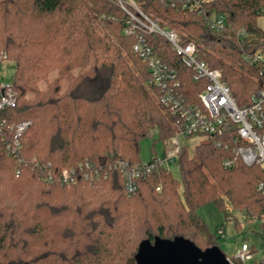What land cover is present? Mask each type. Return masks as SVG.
Masks as SVG:
<instances>
[{"label": "trees", "instance_id": "16d2710c", "mask_svg": "<svg viewBox=\"0 0 264 264\" xmlns=\"http://www.w3.org/2000/svg\"><path fill=\"white\" fill-rule=\"evenodd\" d=\"M135 1L182 41H193L239 104L248 90L264 87V65L251 60L264 55V0H210L204 13ZM212 13L225 15L222 29L206 25ZM124 26L110 0H0V62L14 63L16 97L13 107L0 109V264H136L140 242L156 237H182L202 250L220 236V227L211 231L197 213L207 202L224 217L238 211L245 221L258 220L264 236V168L238 160L223 166L235 145L227 137L218 143L207 135L191 152L182 147L177 175L154 168L125 194L119 162L139 163L140 140L164 141L175 126ZM147 40L196 100L205 81L193 79L164 38ZM22 121L27 126L11 152ZM85 161L100 169L96 182L79 174L59 182L62 168ZM228 258L264 264V254L249 263Z\"/></svg>", "mask_w": 264, "mask_h": 264}, {"label": "built area", "instance_id": "2783aa9c", "mask_svg": "<svg viewBox=\"0 0 264 264\" xmlns=\"http://www.w3.org/2000/svg\"><path fill=\"white\" fill-rule=\"evenodd\" d=\"M125 15L124 33L134 38L132 51L147 66L148 83L159 92L158 103L167 109L173 117L175 132L163 142L164 156L153 157L149 163L119 162L125 194L133 195L137 190V181L145 177L157 167L170 169L176 164V158L182 146L178 142L179 135L206 134L223 143L226 137L234 142L233 158L223 160L228 167L238 160L245 165L258 164L264 168V87L247 94V101L239 104L231 87L222 80L219 69L210 68L198 58L193 41H182L179 33L162 25L157 18L145 12L135 0H110ZM165 5L179 6L189 10L201 9L204 13L205 3L210 0H161ZM200 11V10H199ZM205 23L210 28L220 30L225 25L224 14H206ZM148 34H157L164 38L172 53L192 73L193 79L204 80L203 88L198 92L196 100H189L178 77L177 70L171 67L162 57L156 54L154 46L147 40ZM251 60L261 61L264 55L255 53ZM16 103L15 92L10 83L0 82V109L13 107ZM27 126V122H19L13 134L11 152L19 147L18 137ZM227 141V140H226ZM79 174L90 183L96 182L101 175L100 169L87 161L78 167H64L58 173L61 184L75 181ZM105 176V175H104ZM48 179L52 175L48 174ZM262 183L259 184V188ZM157 190L160 186H157ZM222 230L219 229L218 233ZM240 261H254L253 251L247 243H242L235 255Z\"/></svg>", "mask_w": 264, "mask_h": 264}, {"label": "rangeland", "instance_id": "374dc122", "mask_svg": "<svg viewBox=\"0 0 264 264\" xmlns=\"http://www.w3.org/2000/svg\"><path fill=\"white\" fill-rule=\"evenodd\" d=\"M259 23L264 28V17L259 18ZM14 67L12 61L2 60L0 62L1 83H10L12 81ZM249 93L247 92L246 94ZM206 139V134L179 135L178 142L182 147H185L191 152L196 144ZM164 150L165 143L162 140L156 139V136L144 137L139 142L140 162L149 163L155 156L162 158L164 156ZM170 170L174 175L178 174L177 166L171 165ZM197 213L211 231H215L216 227H220L222 232L216 244L228 257L235 256L242 243H247L250 246V250L254 254V261H258L263 256L264 236L259 232L258 220L252 219L245 221L238 211H231L228 217H224L213 202H207L201 205ZM232 217L239 223L238 227L235 225V220ZM207 248L209 247H205L202 251Z\"/></svg>", "mask_w": 264, "mask_h": 264}, {"label": "water", "instance_id": "95a60500", "mask_svg": "<svg viewBox=\"0 0 264 264\" xmlns=\"http://www.w3.org/2000/svg\"><path fill=\"white\" fill-rule=\"evenodd\" d=\"M135 260L136 264H232L217 245L202 251L182 237L173 240L156 237L153 243L142 240Z\"/></svg>", "mask_w": 264, "mask_h": 264}]
</instances>
